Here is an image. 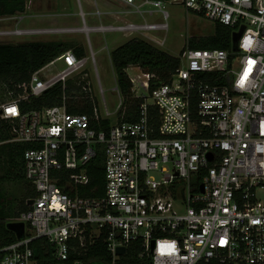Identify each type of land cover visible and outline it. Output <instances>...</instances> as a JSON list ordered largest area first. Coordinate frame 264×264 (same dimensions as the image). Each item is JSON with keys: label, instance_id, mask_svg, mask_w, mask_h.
<instances>
[{"label": "built area", "instance_id": "2783aa9c", "mask_svg": "<svg viewBox=\"0 0 264 264\" xmlns=\"http://www.w3.org/2000/svg\"><path fill=\"white\" fill-rule=\"evenodd\" d=\"M105 1L131 9L109 13L95 2L100 19L112 14L162 20L93 27L86 33L89 56L65 52L20 85L19 97L0 103L11 141L36 145L24 154L25 177L36 196L30 209L12 220L25 223L26 232L0 249V264H41L32 247L39 239L47 241L46 264H86L72 254L82 256L100 239L110 264H125L132 243H139L142 257L153 264H264V0ZM166 3L232 30L231 48H191L189 37L170 81L155 86V74L129 66L131 98L139 107L131 114L136 120L127 121L128 104L118 84L116 109L107 105L89 34L121 33L161 48L170 30ZM77 4L86 23L82 1ZM23 14L0 18L15 23L11 30L0 29V43L80 32L25 28L21 24L29 16ZM241 31L234 51L233 34ZM91 61L98 93L90 79L84 89L93 111L70 113L67 83L80 73L88 76ZM60 62L56 74L42 75ZM58 84L62 105L23 112L21 101ZM100 153L105 185L93 191L102 195L84 196L88 166ZM120 247L125 254L118 253Z\"/></svg>", "mask_w": 264, "mask_h": 264}, {"label": "trees", "instance_id": "16d2710c", "mask_svg": "<svg viewBox=\"0 0 264 264\" xmlns=\"http://www.w3.org/2000/svg\"><path fill=\"white\" fill-rule=\"evenodd\" d=\"M27 11V0H0V18L15 16ZM232 43V30L216 24L214 35L205 37H191L189 46L196 49H225L230 50ZM72 50L78 57L86 56L85 48L75 40H50V41H28L20 43H0V83L4 86V92H13L15 98L23 93L20 85L29 83L34 73L42 70L65 52ZM111 61L115 69L117 83L121 93L127 100L128 111L125 120L135 121L136 115L131 114L137 111L139 101L131 98V83L126 74V69L133 65L145 72L156 75L155 83L161 84L170 81L173 74L180 66V59L171 56L161 49L153 46L141 38H132L123 45L111 52ZM75 90L81 91L79 87L69 86L67 83L66 95L70 97ZM84 95V94H83ZM64 91L61 84L46 91L40 97H30L21 101L20 106L23 112L41 110L46 107H53L63 104ZM85 96V95H84ZM83 96V97H84ZM67 108L70 113H92L93 105L88 100L84 104L78 105L71 99ZM109 121L104 122V126L109 125ZM13 134L9 122L0 119V249L17 241L16 234L7 227L8 223L27 212L30 207L28 202L36 196L33 189L27 196V201L23 202L19 209H14L7 197L2 193L1 186L13 181H26L24 154L28 149L35 148L34 143L12 142ZM103 154L93 160L88 166L90 184L85 188L84 196H100L101 191L94 192L93 189L99 187L103 190L105 185L103 171ZM47 241L36 240L32 247L41 264H46L45 259L49 258L45 250ZM80 258L86 264H110L112 257L107 251L105 242L100 239L96 244L79 256L72 254V259ZM125 264H151L152 260L146 256L142 257V248L139 243L129 245L127 254L122 258Z\"/></svg>", "mask_w": 264, "mask_h": 264}, {"label": "rangeland", "instance_id": "374dc122", "mask_svg": "<svg viewBox=\"0 0 264 264\" xmlns=\"http://www.w3.org/2000/svg\"><path fill=\"white\" fill-rule=\"evenodd\" d=\"M82 8L85 12L86 23L79 15L80 8L77 4V0H27V11L23 14L27 17L21 24L25 28H44L49 26H69L70 24L77 28H84L89 26L93 28L103 24V20L95 15L97 10L95 2L99 4L102 11H121V6L115 5V2H107L105 0H81ZM126 7V8H125ZM123 6V9L130 10L128 6ZM171 18L169 19L170 30L167 35V41L165 46L159 48L162 51L170 54L174 57H179L182 49L185 47L186 41L189 37H205L214 35L216 24L209 19L197 16L192 11L187 12L183 6L165 4ZM59 13L65 15H59ZM134 16H128L127 19H131ZM64 20L62 22L61 20ZM70 20V21H69ZM118 20V19H117ZM161 17L156 15L155 17L145 16V19L135 15L133 21L140 23L144 21L156 22L161 21ZM15 26L14 22H0V29L11 30ZM132 39V36H128L121 33H96L89 34V40L93 48V52L96 57V66L98 68L102 85L105 89L106 102L111 111L116 109L119 102L118 95L114 93V89L117 86V77L115 69L111 61V52L123 45L128 40ZM144 39V38H142ZM10 43H20L28 41H50V40H75L85 48L86 55L90 54V47L88 36L86 32H79L76 34H64L62 36H31V37H9ZM108 45V49L104 47ZM63 67V63L47 69L42 75H54ZM94 64L92 61L89 63L86 73H80L75 76L73 80L68 81L69 86L79 87L81 85V91L75 90L71 93L69 102L75 101L76 104H84V100L89 96V92L84 89V85L89 81L93 84V90L95 94L98 93V85L96 77L93 74ZM0 83V92L5 91V88ZM85 96H84V95ZM92 95V91H91ZM84 96V97H83ZM19 97V96H18ZM15 98L13 92H4L0 94V103L6 102ZM34 186L27 180L13 181L12 183H6L1 186L2 193L7 197L14 209H19L23 202L27 201V196L33 191ZM264 197V192L262 193Z\"/></svg>", "mask_w": 264, "mask_h": 264}, {"label": "water", "instance_id": "95a60500", "mask_svg": "<svg viewBox=\"0 0 264 264\" xmlns=\"http://www.w3.org/2000/svg\"><path fill=\"white\" fill-rule=\"evenodd\" d=\"M242 34H243V31L233 34V49H234V51H238V43H239V40H240ZM32 204H33V200L31 199L28 202V205L30 206ZM7 227L10 231H12L16 234L17 239H22L24 237L25 232H26V224L25 223H23V222H12L11 221L8 223ZM118 253L119 254H125L126 249L124 247H120L118 249ZM151 264H153V263L151 262Z\"/></svg>", "mask_w": 264, "mask_h": 264}, {"label": "crops", "instance_id": "0c3cea01", "mask_svg": "<svg viewBox=\"0 0 264 264\" xmlns=\"http://www.w3.org/2000/svg\"><path fill=\"white\" fill-rule=\"evenodd\" d=\"M115 5L121 6V8H122L121 11H108L109 13H119L122 11H128V10L123 9V6L125 7V5L120 3V2H115ZM59 15H65V14L59 13ZM133 18L127 19L124 15H121V19L117 20V18L115 16H113L112 14H108L106 19L103 20V24L104 25L119 24V23H123L127 20H133ZM61 21L64 22V20H61ZM49 27H60V26H49ZM63 27H76V26L70 24L69 26H63ZM86 27L89 28V26H87V25H86Z\"/></svg>", "mask_w": 264, "mask_h": 264}, {"label": "bare ground", "instance_id": "6f19581e", "mask_svg": "<svg viewBox=\"0 0 264 264\" xmlns=\"http://www.w3.org/2000/svg\"><path fill=\"white\" fill-rule=\"evenodd\" d=\"M23 14V13H22ZM18 15V14H17ZM16 16V15H15ZM79 31L81 32H88V31H92V28H87V27H84V28H80Z\"/></svg>", "mask_w": 264, "mask_h": 264}]
</instances>
